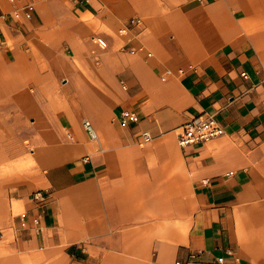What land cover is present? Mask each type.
<instances>
[{
	"label": "crops",
	"instance_id": "1",
	"mask_svg": "<svg viewBox=\"0 0 264 264\" xmlns=\"http://www.w3.org/2000/svg\"><path fill=\"white\" fill-rule=\"evenodd\" d=\"M0 39V161L13 111L35 147L0 264H264V0H0ZM201 114L223 134L181 146Z\"/></svg>",
	"mask_w": 264,
	"mask_h": 264
},
{
	"label": "built area",
	"instance_id": "2",
	"mask_svg": "<svg viewBox=\"0 0 264 264\" xmlns=\"http://www.w3.org/2000/svg\"><path fill=\"white\" fill-rule=\"evenodd\" d=\"M72 1L78 2V0H72ZM84 1H88V0H84ZM33 11H34V5L26 4L22 9L14 10L13 16L17 19L21 18L22 16L25 18H31ZM135 23L136 24L140 23V19L136 18ZM121 32L125 33L126 28H122ZM95 40L100 46H106V43L103 39L96 37ZM0 43H1V39H0ZM134 118H136V114L133 110H123L120 112V119L124 123L128 122L129 120H133ZM83 126L88 131V133L92 138H96V132L88 120H85L83 122ZM223 132L224 129L222 125L217 120H215L212 115L201 114L187 121L185 124L181 126L178 142L181 146H186L188 144H194L197 142L210 140L212 138L222 135ZM142 139H143L142 142H148L151 139V137L149 134L144 133L142 135ZM229 173L231 174L232 172ZM34 195L39 196L40 192L36 191ZM217 261L222 262L223 258L218 257ZM175 264H180V262L176 261Z\"/></svg>",
	"mask_w": 264,
	"mask_h": 264
},
{
	"label": "rangeland",
	"instance_id": "3",
	"mask_svg": "<svg viewBox=\"0 0 264 264\" xmlns=\"http://www.w3.org/2000/svg\"><path fill=\"white\" fill-rule=\"evenodd\" d=\"M27 4H33L34 8H35V2H29ZM26 5V4H25ZM20 10V9H18ZM33 15V14H32ZM138 17H133L130 22L131 23H135V19ZM123 27L118 26L114 31L112 32H118L120 34H122L121 29ZM66 50H68V46L65 47ZM13 116H12V122L14 125V133H13V140L14 139H19V141L22 142V145L24 147V155L23 157H19L17 159L11 160V161H0V169L2 170V173L4 170L8 171L10 170V172L13 173H18L20 174L23 179L20 180V182L22 180H27L30 178H28V174L31 173L32 168L35 167L34 161L33 159L30 157V152L33 151L35 149L34 145L30 142L29 137H30V132H27V127H23L24 121L23 119H26L25 124H29L31 121L30 119L26 118L25 116L22 115V113L20 111H13L12 112ZM86 120V119H85ZM83 120V122L85 121ZM82 122V124H83ZM16 132V133H15ZM3 133V132H2ZM5 137H2V142H0V151L4 150L5 147V143H4V139ZM7 173V172H6ZM14 176L8 175L7 177L5 176V180H10L13 179ZM27 178V179H26ZM35 179V178H33Z\"/></svg>",
	"mask_w": 264,
	"mask_h": 264
}]
</instances>
